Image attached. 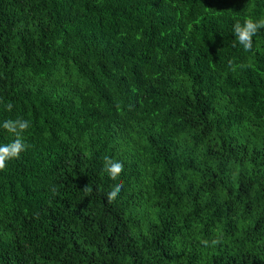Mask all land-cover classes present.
I'll return each instance as SVG.
<instances>
[{
    "label": "trees",
    "instance_id": "16d2710c",
    "mask_svg": "<svg viewBox=\"0 0 264 264\" xmlns=\"http://www.w3.org/2000/svg\"><path fill=\"white\" fill-rule=\"evenodd\" d=\"M249 17L264 0H0V125H30L0 171V264H264Z\"/></svg>",
    "mask_w": 264,
    "mask_h": 264
},
{
    "label": "clouds",
    "instance_id": "9594fccd",
    "mask_svg": "<svg viewBox=\"0 0 264 264\" xmlns=\"http://www.w3.org/2000/svg\"><path fill=\"white\" fill-rule=\"evenodd\" d=\"M261 29H264V18L253 20L249 17L246 18L242 24L240 22H236L233 25L232 31L236 42H238L245 51H251L253 46V37ZM233 46H235V44ZM228 67L235 70L236 67H243V65H234L230 60L228 62ZM5 107L8 111H11L13 105L9 102L5 105ZM0 126L15 137L12 142L0 145V171H3L6 168L8 161L18 159L20 154L26 150L27 145L24 143L23 133L28 130L30 125L29 121L17 118L15 120H5ZM123 168L124 166L122 162L118 160L114 161L107 157L105 158L104 171L107 172L113 181L117 180V177L122 173ZM122 188V182L114 184L111 191L107 194V200L109 202L114 201L121 192ZM83 191L87 194H91L92 189L87 185L83 188ZM53 193L55 194V188L53 189ZM202 243L205 246H208V241L205 240ZM212 243L216 244L218 241L214 240Z\"/></svg>",
    "mask_w": 264,
    "mask_h": 264
}]
</instances>
